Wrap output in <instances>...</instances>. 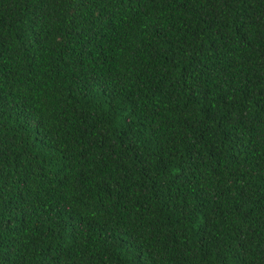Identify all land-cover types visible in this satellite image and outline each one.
<instances>
[{
  "label": "trees",
  "instance_id": "trees-1",
  "mask_svg": "<svg viewBox=\"0 0 264 264\" xmlns=\"http://www.w3.org/2000/svg\"><path fill=\"white\" fill-rule=\"evenodd\" d=\"M0 264H264V0H0Z\"/></svg>",
  "mask_w": 264,
  "mask_h": 264
}]
</instances>
